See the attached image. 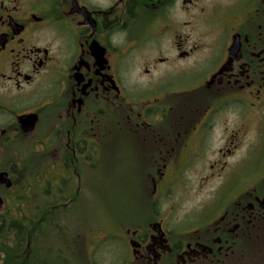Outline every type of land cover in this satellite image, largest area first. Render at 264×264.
Segmentation results:
<instances>
[{"label":"flooded vegetation","instance_id":"obj_1","mask_svg":"<svg viewBox=\"0 0 264 264\" xmlns=\"http://www.w3.org/2000/svg\"><path fill=\"white\" fill-rule=\"evenodd\" d=\"M0 174V264H264V0H0Z\"/></svg>","mask_w":264,"mask_h":264},{"label":"rangeland","instance_id":"obj_2","mask_svg":"<svg viewBox=\"0 0 264 264\" xmlns=\"http://www.w3.org/2000/svg\"><path fill=\"white\" fill-rule=\"evenodd\" d=\"M94 181L93 190H95V192L91 195L86 194L90 192L92 187L91 184H74L76 190L79 191V196H83L85 194L87 196L85 195L81 197V201H79L81 202L80 204L78 202L76 205V203L73 204L72 202L70 206L66 205L64 208L71 209V211L66 210L64 215L55 216L52 223H65L69 225L94 223L96 229L98 226H105V224L108 225L112 216L125 218L126 212L123 210L126 207V202L123 196L117 191L116 193L115 191H112L115 189L113 179L99 173V177L95 176ZM90 234L91 232H89V235Z\"/></svg>","mask_w":264,"mask_h":264},{"label":"water","instance_id":"obj_3","mask_svg":"<svg viewBox=\"0 0 264 264\" xmlns=\"http://www.w3.org/2000/svg\"><path fill=\"white\" fill-rule=\"evenodd\" d=\"M0 181H3V174H0Z\"/></svg>","mask_w":264,"mask_h":264}]
</instances>
